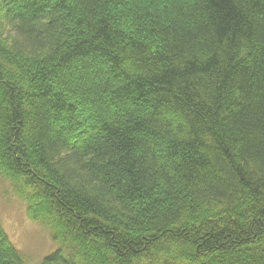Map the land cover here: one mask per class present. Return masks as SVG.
I'll list each match as a JSON object with an SVG mask.
<instances>
[{
  "label": "trees",
  "instance_id": "16d2710c",
  "mask_svg": "<svg viewBox=\"0 0 264 264\" xmlns=\"http://www.w3.org/2000/svg\"><path fill=\"white\" fill-rule=\"evenodd\" d=\"M0 179L41 264H264V0H0Z\"/></svg>",
  "mask_w": 264,
  "mask_h": 264
},
{
  "label": "rangeland",
  "instance_id": "374dc122",
  "mask_svg": "<svg viewBox=\"0 0 264 264\" xmlns=\"http://www.w3.org/2000/svg\"><path fill=\"white\" fill-rule=\"evenodd\" d=\"M26 202L14 193L10 183L0 179V221L26 264H41L60 249L48 226L31 220Z\"/></svg>",
  "mask_w": 264,
  "mask_h": 264
},
{
  "label": "bare ground",
  "instance_id": "6f19581e",
  "mask_svg": "<svg viewBox=\"0 0 264 264\" xmlns=\"http://www.w3.org/2000/svg\"><path fill=\"white\" fill-rule=\"evenodd\" d=\"M0 223H1V221H0ZM2 224V223H1ZM3 226V225H2ZM3 228H4V226H3ZM4 230H5V228H4ZM5 232L7 233V231L5 230ZM7 235L9 236V234L7 233ZM10 238V237H9ZM10 241H11V239H10ZM12 242V241H11ZM55 242V241H54ZM56 243V242H55ZM12 244H13V242H12ZM57 244V243H56ZM14 245V244H13ZM15 247V246H14ZM16 248V247H15ZM17 249V248H16ZM18 250V249H17ZM19 251V250H18ZM20 252V251H19ZM20 254H21V252H20ZM22 255V254H21ZM23 257V256H22Z\"/></svg>",
  "mask_w": 264,
  "mask_h": 264
}]
</instances>
